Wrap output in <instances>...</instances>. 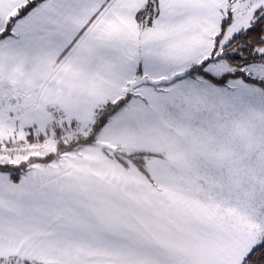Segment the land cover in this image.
Returning a JSON list of instances; mask_svg holds the SVG:
<instances>
[{"label":"snow or ice","instance_id":"1","mask_svg":"<svg viewBox=\"0 0 264 264\" xmlns=\"http://www.w3.org/2000/svg\"><path fill=\"white\" fill-rule=\"evenodd\" d=\"M0 264H264V0H0Z\"/></svg>","mask_w":264,"mask_h":264}]
</instances>
